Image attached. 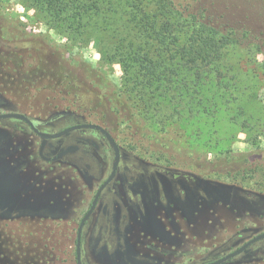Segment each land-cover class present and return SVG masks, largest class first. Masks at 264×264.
Returning a JSON list of instances; mask_svg holds the SVG:
<instances>
[{
	"label": "rangeland",
	"instance_id": "obj_1",
	"mask_svg": "<svg viewBox=\"0 0 264 264\" xmlns=\"http://www.w3.org/2000/svg\"><path fill=\"white\" fill-rule=\"evenodd\" d=\"M176 1L240 38L264 39V0ZM113 2L117 13L102 16L105 23L91 17L82 27L55 17L38 0H0V111L23 112L39 122L64 114L61 126L100 124L123 146L124 172L139 184L132 195L134 209L127 226L120 216L89 221L82 264L216 260L264 231V131L259 150L248 142L256 132L243 129L246 115L234 104H195L190 112L178 106L177 113L168 95L136 85L135 67L125 71L114 55L116 42L124 46L133 30L126 25L123 4ZM259 97L264 103V88ZM225 149L259 151L262 157L241 167V173L233 165L235 171L227 175L216 172L218 152ZM174 175L191 177L175 194ZM155 181L164 183L163 197ZM45 185L46 192L33 189L30 198L50 197V184ZM185 207L196 212L193 223L174 215ZM14 216L0 215V264H77V216L71 211L67 226L53 221L47 224L51 229L39 216ZM226 264H264V239Z\"/></svg>",
	"mask_w": 264,
	"mask_h": 264
},
{
	"label": "trees",
	"instance_id": "obj_2",
	"mask_svg": "<svg viewBox=\"0 0 264 264\" xmlns=\"http://www.w3.org/2000/svg\"><path fill=\"white\" fill-rule=\"evenodd\" d=\"M38 1L60 20L72 19L82 27L87 26L88 18L101 17L97 20L105 23L102 16L117 13L113 0ZM118 3L123 4L126 25L133 36L124 46L116 42L114 55L125 71L135 67L136 85L168 95L177 105V113L182 110L178 106L190 112L195 104H234L240 114L246 115L243 129L256 132L248 142L260 150L258 138L264 131V103L259 97V90L264 88V39L240 38L232 30L204 21L176 0ZM202 110L211 112L204 105ZM218 155L220 169L216 172L225 171L227 175L235 171L233 165L241 173V167L262 157L259 151L236 153L232 149Z\"/></svg>",
	"mask_w": 264,
	"mask_h": 264
},
{
	"label": "flooded vegetation",
	"instance_id": "obj_3",
	"mask_svg": "<svg viewBox=\"0 0 264 264\" xmlns=\"http://www.w3.org/2000/svg\"><path fill=\"white\" fill-rule=\"evenodd\" d=\"M5 113H19L23 117L0 118V215L14 214L15 219L19 218V220L25 216L33 215L34 218L39 216L38 220L43 221V224L46 225L44 228L51 229V227H47V224L50 225L53 221L58 224L57 226L62 224L67 226L68 214L71 211L72 215L77 216L76 225L79 229L83 218L91 209L93 201L100 191L97 203L85 221L83 230L95 216H120L125 219L126 226L128 225L127 219L129 220L134 209L133 191L139 184L134 180V177L128 176L127 172H124L125 168L122 167L124 149L111 130L105 127H103L105 130L94 127L69 129L72 126L89 122L61 126L64 114L55 115L49 120L39 122L36 117L23 112L0 111V115ZM62 131L68 132L58 137L43 136ZM104 131H107L115 139L120 150V160L113 177L111 174L114 170L116 154L112 142ZM190 178L186 175L171 177L173 194L176 193V189H183L184 184ZM46 183L50 184L51 196L39 201L31 199L33 189L41 193L46 192L44 188ZM146 183L148 185V182ZM161 183L162 181H155L159 194L164 196L165 187L164 183ZM76 191L77 198H74ZM70 194L72 198L69 197ZM162 197L160 199L164 201ZM18 198L21 199L18 200ZM148 202L149 200L144 203L148 204ZM70 203L71 210L68 206ZM144 203L142 205L139 203V206L147 209L149 205L146 207ZM169 206L174 207V204L171 203ZM183 212V214L175 212L174 215L188 224L193 223L196 212L189 207H185ZM1 224L4 223L1 222ZM255 236L245 240L241 245L216 260L241 248ZM262 239L250 244L244 251L222 264L247 254L252 250L253 245ZM170 245L173 244L170 243ZM183 257L186 258L187 255H183ZM189 258L192 260L194 257Z\"/></svg>",
	"mask_w": 264,
	"mask_h": 264
},
{
	"label": "water",
	"instance_id": "obj_4",
	"mask_svg": "<svg viewBox=\"0 0 264 264\" xmlns=\"http://www.w3.org/2000/svg\"><path fill=\"white\" fill-rule=\"evenodd\" d=\"M23 117V115L19 114V113H5V114H1L0 115V118H5V117ZM77 127H94V128H98V129H102V130H105L103 128L102 125L100 124H94V123H84V124H80V125H76V126H72L70 127L69 129H72V128H77ZM68 129V130H69ZM68 131H62L60 133H57V134H50V135H43L44 137H58V136H61L65 133H67ZM110 141L112 142L113 146H114V149H115V164H114V170L111 174V177H113L115 175V172H116V168H117V165H118V162L120 160V150H119V147L115 141V139L107 132V131H104ZM99 194H100V191L97 193L94 201H93V204H92V207L91 209L88 211V213L86 214V216L83 218L82 222H81V225L78 229V233H77V250H76V256H77V264H82V260H81V237H82V230H83V226H84V223L85 221L87 220V218L89 217V215L91 214L92 210L94 209L96 203H97V199L99 197ZM264 238V232L263 233H260L259 235L255 236L253 239H251L250 241H248L244 246H242L241 248L237 249L236 251L234 252H231L229 253L228 255L214 261V262H211V263H207V264H222L226 261H228L229 259H231L232 257L238 255L239 253H241L242 251H244L250 244L256 242L257 240L259 239H262Z\"/></svg>",
	"mask_w": 264,
	"mask_h": 264
}]
</instances>
